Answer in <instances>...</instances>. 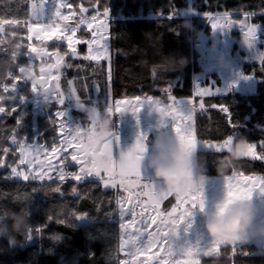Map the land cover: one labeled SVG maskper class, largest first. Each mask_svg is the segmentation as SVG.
<instances>
[{
  "label": "trees",
  "instance_id": "obj_1",
  "mask_svg": "<svg viewBox=\"0 0 264 264\" xmlns=\"http://www.w3.org/2000/svg\"><path fill=\"white\" fill-rule=\"evenodd\" d=\"M69 3L78 13L85 11L88 17L109 19L108 33L116 52L112 64L114 100L146 96L164 98L169 94L176 98H192L194 81L203 75V62L195 44L201 31L210 34V29L202 24L206 12L214 16L228 11L233 16L231 19L236 21L242 20L245 12L255 13L246 20L264 28V0H69ZM188 6L196 15L180 16ZM104 7L110 9L108 17L102 15ZM173 7L178 15L169 21L165 17ZM234 14L242 16L235 17ZM31 15L32 0H0V20L4 21L0 23V61L10 65L9 71H0V107L5 109L0 113L2 162L7 155H13L14 163H17L18 149L23 143L43 141L51 145L58 138L57 127L52 123L55 105L46 104V108L35 113L31 79L27 80L26 74L20 71L24 68L31 74L30 58L26 55L30 46L28 26ZM185 21L190 26H183ZM58 49L66 65L79 64L66 46L61 45ZM169 55L183 57L185 65L179 70L165 72L161 61ZM244 69L246 75L255 79L256 93L231 92L206 98L205 103L210 109L196 116L194 131L199 142H222L228 136H244L248 143L257 145L256 149L264 157V63L245 65ZM13 96L16 99H10ZM21 96L26 100L19 101ZM213 105L226 106L231 113V123L229 116L221 109L211 107ZM14 107L16 111H12ZM120 136L126 137L128 133ZM227 153L199 150L196 155L206 160L209 177L233 173L264 176V158H242L236 167L219 175L217 161ZM72 170L76 172L74 167ZM10 175L9 168L0 171V215L10 209L26 208L33 226L31 238L28 232L27 236L16 237V243L12 245L7 239H0V264H122L126 260L120 249L115 190L104 189L102 182L97 180L39 182L22 181L14 176L8 178ZM56 187L61 193L54 191ZM56 205L65 207L63 215L55 214ZM74 214L84 215L77 218ZM60 220L65 223H59ZM53 234H59L60 238L53 240ZM233 249L230 245L224 246L218 255L202 256L198 262L264 264V254H259L254 245Z\"/></svg>",
  "mask_w": 264,
  "mask_h": 264
},
{
  "label": "rangeland",
  "instance_id": "obj_2",
  "mask_svg": "<svg viewBox=\"0 0 264 264\" xmlns=\"http://www.w3.org/2000/svg\"><path fill=\"white\" fill-rule=\"evenodd\" d=\"M34 1H38L35 3ZM61 3L70 5L69 0H56V7L59 8L61 12V17H52L51 20L48 19L46 14L44 17L40 18L39 22L46 24L47 26L42 29H37L36 31L29 32L28 37L31 36L30 47H35L38 52L40 49H44L46 54L37 55V53H32L30 58V70H31V87L36 85L38 93L33 94V107L35 108V113H39L43 108H46V104H54L56 111H68V115L71 117L72 122L79 123L82 128H88L91 126V122L84 119V112L81 109L75 107L74 101L69 100L68 97L72 95V90L75 89V95L79 96L80 100L84 103L85 107L93 106V102H97L95 106L100 109H106L108 105L113 106V115L118 117L125 125V130L128 133L126 137H120V142L118 149H113V158L116 159L117 151H127L132 145H134L137 137L141 133L147 134L148 142L154 137L156 132L159 130L160 120L171 121L172 115L170 114L169 106L175 107L176 102L180 100H185L190 102V106L194 109L192 113L191 120H179L178 122L181 125L188 124L193 130H195V119L198 114L206 113L207 109H210L209 106L205 103L206 98L212 96H223L231 92H239L241 94H255L256 93V81L253 76L246 75L244 72V66L250 64H259L261 63V54L264 53V28H261L257 32L258 39L252 47H249L243 38L242 26L238 23L233 24L230 29H216L214 30L211 27V23L214 21L208 20L206 16H203V27L210 29V34L206 35L203 31L200 32L195 48L201 56V61L203 62V75L194 81V94L192 98H176V101H172L168 96L164 98H153V100L160 101L159 105H154L153 111L146 105H142L141 111L136 112V107L141 101L136 99H124L120 100L122 103L120 105L123 110V115L115 112V102L112 97V64L116 52L111 46V38L108 33V22L109 19L97 18L92 19L85 15V11L78 13L72 9V7H62ZM40 7V0H32V15L29 21V24H35L38 22L36 15L37 10ZM46 13L48 9L53 7L52 0H48V3L44 6ZM196 15L195 11L192 10L191 6H188L185 10L180 12V16L183 17H192ZM63 16H67L68 19H62ZM216 16V15H214ZM235 17L242 16L241 14H234ZM233 16L231 15V18ZM84 18V22L81 23V19ZM246 23V17L243 18ZM242 19V20H243ZM236 21V20H234ZM219 24L223 25L224 21L219 20ZM59 25L58 35L63 33L64 36L72 35L71 31L66 29H76L75 35L73 36V41H81L79 43H74L76 48V55L73 56L71 50L67 47V41L63 38L57 40L55 36L51 39L48 37V33L56 29V26ZM102 25H107V27H102ZM29 28V26H28ZM2 30V24H0V32ZM91 42L92 55L96 59L85 60L83 57L88 55L89 43ZM66 46L69 51L70 56H72L79 64L68 68L66 61L61 54V51L58 49L59 46ZM223 59V63H221ZM59 61V63H58ZM67 68L65 71L64 69ZM109 71L111 73V80L109 82ZM247 77V78H246ZM69 81H72L71 85ZM99 86V91L95 90V86ZM197 85L200 88H210L211 94L197 95ZM220 89V93H216L215 89ZM55 89V92L53 91ZM47 91L50 93L49 100H46L42 97V94ZM62 94L65 97V104L60 105L58 103L59 95ZM172 96V95H171ZM203 103L204 107L200 108V104ZM212 107V106H211ZM214 109H222L219 107H213ZM160 109L164 111L161 112ZM222 111V110H221ZM225 113L224 111H222ZM138 116V118H137ZM67 119V117L65 118ZM170 131L171 129L168 128ZM69 129L68 126H65V132L57 140V143L49 145L43 141H36L33 143H23L18 149V161L14 163V156L7 155L5 160L2 162L3 167H0V171L5 170L6 168L11 169V167H16L18 172H23L24 174H43L47 172V176L44 180H34L39 182L51 181L53 173H60V170L64 169V166L74 167L77 174L80 173V168H90L93 164L91 157L86 156L82 152H78L75 144L70 147L65 148L62 145V140L64 136H68ZM69 138H71L69 136ZM234 138V136H233ZM198 141V140H197ZM199 142V141H198ZM217 145H222V142H212ZM34 146V147H31ZM231 145L224 146L222 152H228V149ZM56 147L57 151L53 152L52 148ZM210 151L216 152L215 150H209L204 146L203 142L198 143L197 151ZM27 153V155H26ZM77 155V161H73L71 156ZM253 156L257 158H253ZM253 156L243 157L250 160H259L261 155L258 150L255 148L253 150ZM21 160H24V163H21ZM30 161V163H29ZM54 165V168L45 167V165ZM142 178L145 181L154 180L162 183L157 180L152 172L147 168L146 164L141 165ZM102 176L107 178L106 172H101ZM243 176V177H241ZM257 176V175H253ZM246 175H235L234 182L237 183L238 189H243L246 185L245 177H253ZM260 176V175H258ZM48 177H51L49 179ZM224 177H209V182L205 188L206 196V207L208 210H212L215 206L224 198ZM262 177V176H260ZM264 177V176H263ZM18 180L24 181L22 178L16 177ZM257 178H252L256 180ZM32 180V179H29ZM88 180H97L102 182L104 187V182L95 177H87L82 181ZM144 183V181H141ZM258 185L257 187H259ZM106 190H115L118 198L123 196L127 197L128 193L124 191L123 187L117 183L116 188L108 187ZM135 191H140V189H135ZM255 195L254 199L257 202L262 203L260 200H264V193H259ZM263 194V195H262ZM145 201V204L140 207H136L135 212V224L129 225L125 230L120 228V246L121 253L126 257L124 262L127 264H175V260H191L195 264H199V258L202 256H215L220 253V249L227 245L219 246L218 251L214 250L212 255H204L202 252H197L196 249H193L192 257H169L164 251H162L159 246L152 247L150 249H144L139 252L138 255L130 256L128 251V244L121 245L122 240L128 239V234L131 233L133 236H138L140 232H143V237L141 239L147 238V231H154L155 225L147 227L141 220L139 213L143 212L144 217L150 215H156L153 211L150 203L148 202L147 197H142ZM136 197L133 196L131 201L124 202V209L127 211V215L124 217L125 223L130 220H133L132 209L134 207V202ZM177 196L173 193L163 200L159 205L160 212H167L171 207L176 203ZM189 205H186L188 207ZM116 222L119 226L122 223L121 210L117 205L116 212ZM200 219V221H198ZM205 213L197 209L194 212L192 217L191 227L185 231V225H181L178 236L174 238V244H196L199 238L206 239L208 237L207 232L204 228ZM157 222H159V217L157 216ZM147 227V231L145 228ZM195 229V231H194ZM211 239L210 237H208ZM254 245L257 249V245ZM231 247H236L240 245H230ZM167 248V245H164ZM123 264V263H122Z\"/></svg>",
  "mask_w": 264,
  "mask_h": 264
},
{
  "label": "snow or ice",
  "instance_id": "obj_3",
  "mask_svg": "<svg viewBox=\"0 0 264 264\" xmlns=\"http://www.w3.org/2000/svg\"><path fill=\"white\" fill-rule=\"evenodd\" d=\"M48 3V0H40V7L36 12L38 22L35 24H29V32L36 31L37 29H42L46 27V24H42L39 22L40 18L44 17L46 14L48 15V19L51 20L52 17H61V12L58 7H56V0H52L53 7L47 10L45 9V5ZM62 7H70V5L61 3ZM110 13V9L108 7L103 8L102 15L104 17H108ZM178 15L177 10L173 7L169 14L165 17L169 21L173 20ZM245 17L251 18L255 13L245 12L243 13ZM205 16L208 20L214 21L211 23V27L216 29H230L233 24L237 23L231 19V14L228 11H224L223 13H217L216 16H213L211 12H206ZM62 19L67 20V16H63ZM92 19H96V16H93ZM219 20H223L224 24H219ZM4 21L0 20V23ZM81 23L84 22V18L81 19ZM13 23H20V21H13ZM242 26L243 29H247L243 31V38L244 42L249 46L252 47L257 37V32L260 29L259 24H249L246 23L244 20H240L238 22ZM102 27H107V25H102ZM59 30V25L56 26V29L52 32L48 33L49 39L53 36L56 37L57 40L61 38L67 41V47L71 50L73 56L76 55V48L73 46L74 43H79L81 41H73V36L75 35L76 29H66L67 31H71L72 35L64 36L63 33L57 34ZM31 39V36L28 37ZM89 43L88 48V55L84 56L85 60L88 59H96L95 56L92 55V47L91 42ZM32 53H37V55H44L46 54L44 49H40L39 52L35 47H30V50L26 55L31 56ZM67 55V53H65ZM15 56V54H13ZM59 63V61H58ZM261 63H264V53L261 54ZM68 68H72V64L67 65ZM21 72H24V68H20ZM156 69L153 68V75H155ZM9 75L11 73L9 72ZM247 78V77H246ZM111 80V73L109 71V82ZM72 81H69L71 85ZM16 85H13L15 88ZM171 87V85H170ZM197 87V95H204V94H211L210 88H200L199 85ZM95 90L99 91V86H95ZM5 91H7V86H5ZM55 92V89H53ZM165 92H169V89H165ZM216 93H220V89H215ZM32 92L38 93V89L36 85H33ZM59 99L58 103L60 105L65 104V97L62 94H58ZM42 97L46 100H49L50 93L45 91L42 94ZM168 98L172 101H176V97L171 96L169 94ZM10 99H16L15 96L10 97ZM69 100H73L75 107L78 109H83L85 107L84 103L80 100L79 96L75 95V89L72 90V95L68 97ZM137 101H140V97L135 98ZM26 100V97L21 96L19 101ZM97 102H93V106L96 105ZM121 101L117 100L115 102V112L120 113L121 116L123 115V110L121 109ZM160 101L153 100L152 97L146 96L143 101L136 107V112L141 111L142 105L148 106L152 111L154 105H159ZM203 103L200 104V108H203ZM212 107H216L213 105ZM106 109L113 113V106L108 105ZM170 114L172 115L171 121L168 120H160L159 127L163 128H170L172 132H174L184 143L185 145L193 152H196L198 147V141L196 139L195 131L191 128L190 125L185 124L181 125L178 121L179 120H191L192 113L194 109L190 106V102L185 100H180L176 102L175 107L169 106ZM222 111H224L229 116V121L231 123V113L226 106H222ZM12 111H16L14 107ZM163 112V109H160ZM5 109L0 107V113H4ZM10 114V113H9ZM67 117V119H65ZM138 118V116H137ZM19 123V121H18ZM52 123L57 127L58 130V139L63 135L65 132V126H68L69 133L68 136H64L62 140V145L67 148L73 145L75 141V147L78 152L84 153L86 156H89L93 160V164L90 168L81 167L80 173H65L62 169L59 173V180L63 181L66 175H70L76 181H82L87 177H95L99 180L104 182V187H112L116 188L117 183L123 187L124 191L128 193L127 197H119L116 200L117 205L121 210V217L122 223L120 225L121 230H125L129 225L135 224V216L137 213L135 212L136 207H140L141 205L145 204V201L142 197H147L150 206L152 207L153 211L156 215H150L148 217H144L143 212L139 213L140 220L147 226L151 227V225H155L154 231H147V227L145 231H147V238L141 239L143 237V232H140L138 236H133L131 233L128 234L127 240H122L121 245L128 244L129 241H139L141 245V250L150 249L152 247H157L164 251L167 256L169 257H192L193 256V249H196L197 252H202L204 255H212L214 250L219 249V246L225 245L220 241H214L209 239L199 238L196 244H174V238L178 236V231L181 225H185V231L191 227L192 224V217L194 212L199 209V211L203 212L206 207V196L205 191H188L182 196H177L176 203L171 207L169 211L160 212L159 205L160 203L165 200L168 196L173 194V191L167 187L163 183L157 181H145L142 178V171H141V161L143 159V154L147 148V141L148 137L147 134L141 133L134 145H132L127 151H117L116 159L113 158V149H118V145L120 142V137L117 132H113L106 140L103 142L98 141L95 138V134L92 129L95 127L94 122H91V126L88 128H82L79 123L72 122L71 117L68 115V111H56L54 114V119ZM69 136L71 138H69ZM57 140H54L55 143ZM233 141V136H228L227 139L223 141L222 145L214 144L208 140L203 141L204 146H206L209 150H215L216 152H222L224 150V146L231 145ZM13 142H16L15 136H13ZM34 147V146H31ZM257 147L255 143H248L247 145V152L245 153L244 157L253 156V150ZM229 150V149H228ZM7 153V149L3 150ZM53 152L57 151L56 147L52 148ZM27 155V153H26ZM253 158H257L253 156ZM264 158V157H260ZM73 161H77V155L73 154L71 156ZM24 160H21V163H24ZM30 163V161H29ZM0 167H3L2 161H0ZM48 168H54V165H45ZM106 172L107 178L101 175V172ZM47 172L41 174H32L31 176L28 174H24L23 172H18L16 167H11V175L8 178L19 177L22 178L24 181H28L29 179L32 180H44L47 176ZM235 173L233 175H229L224 177V206L232 203L235 200L239 199H246L252 198L254 196V189H256L255 193H264V177H259L256 180H252L251 178L245 177L246 185L243 189L237 188V183L234 182L235 180ZM51 179V177H48ZM144 181V183H141ZM260 185L259 187H257ZM135 189H140V191H135ZM36 189H33L35 191ZM55 192L61 193V189L56 187L54 189ZM72 192L75 193L76 189L73 188ZM135 196L136 200L134 202V207L132 209L133 213V220L128 221L127 223L123 222L124 217L128 214L127 211L124 209V202L131 201L132 197ZM186 205H189L186 207ZM75 215V214H74ZM84 214L75 215L77 218H81ZM157 216L159 217V222H157ZM59 223H65L64 220H60ZM39 232V229H37ZM29 238H31V229L29 230ZM164 245L168 247L165 248ZM235 246V245H234ZM235 250V247L234 249ZM123 264H127V262H123ZM175 264H195V262L191 260H175Z\"/></svg>",
  "mask_w": 264,
  "mask_h": 264
},
{
  "label": "clouds",
  "instance_id": "obj_4",
  "mask_svg": "<svg viewBox=\"0 0 264 264\" xmlns=\"http://www.w3.org/2000/svg\"><path fill=\"white\" fill-rule=\"evenodd\" d=\"M183 26H190L187 21ZM16 47V46H15ZM17 48V47H16ZM163 70L171 72L185 65L183 57L166 56L162 59ZM223 63V59H221ZM10 65L0 61V71H9ZM84 119L94 122L92 131L98 141L106 140L115 129V117L107 109L88 106L81 109ZM248 141L244 136L234 137L228 153L219 158L216 170L219 175L234 168L247 152ZM146 164L154 177L165 187L171 189L176 196H182L188 191H200L209 182L206 160L197 157L185 143L168 128L160 127L143 154L141 165ZM63 205H56V215H63ZM204 228L208 237L225 245L248 246L257 245V252L264 254V203L252 198L235 200L224 206V198L214 209L205 207ZM29 213L26 208L19 211L10 209L0 215V239H7L9 245L16 243V237L27 236L32 228ZM59 234H53L52 239L58 240ZM141 250L139 241H129L130 256L138 255Z\"/></svg>",
  "mask_w": 264,
  "mask_h": 264
},
{
  "label": "built area",
  "instance_id": "obj_5",
  "mask_svg": "<svg viewBox=\"0 0 264 264\" xmlns=\"http://www.w3.org/2000/svg\"><path fill=\"white\" fill-rule=\"evenodd\" d=\"M35 3H38L37 1ZM114 132H117L119 135H127V131L125 130V125L122 121L118 120L115 122V129ZM65 173H75L73 170L70 169H64L63 170ZM52 179L55 181H61L59 180V174L58 173H53L52 174ZM74 181V179L70 175H66L64 181ZM252 255V254H251Z\"/></svg>",
  "mask_w": 264,
  "mask_h": 264
},
{
  "label": "crops",
  "instance_id": "obj_6",
  "mask_svg": "<svg viewBox=\"0 0 264 264\" xmlns=\"http://www.w3.org/2000/svg\"><path fill=\"white\" fill-rule=\"evenodd\" d=\"M117 119H120V118H118V117H116V120ZM65 167H67V168H69V169H73V167H69V166H64L63 168H65ZM241 177H243V176H241ZM260 176H253V177H248V178H259ZM263 177V176H262ZM150 181V180H149ZM151 181H154V180H151ZM113 190V189H112ZM255 191H256V189H254V197H255V195H258V196H260L259 194H258V192L257 193H255ZM263 195V194H262ZM258 196H257V198H256V200H258ZM262 203H264V200H260ZM198 221H200V219H198ZM194 231H195V229H194Z\"/></svg>",
  "mask_w": 264,
  "mask_h": 264
},
{
  "label": "water",
  "instance_id": "obj_7",
  "mask_svg": "<svg viewBox=\"0 0 264 264\" xmlns=\"http://www.w3.org/2000/svg\"><path fill=\"white\" fill-rule=\"evenodd\" d=\"M22 74H26L27 80L31 79V74H30V72L28 70H25L24 72H22Z\"/></svg>",
  "mask_w": 264,
  "mask_h": 264
}]
</instances>
